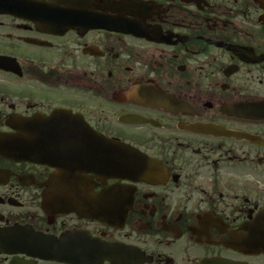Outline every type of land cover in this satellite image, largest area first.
Segmentation results:
<instances>
[{
	"label": "flooded vegetation",
	"instance_id": "obj_1",
	"mask_svg": "<svg viewBox=\"0 0 264 264\" xmlns=\"http://www.w3.org/2000/svg\"><path fill=\"white\" fill-rule=\"evenodd\" d=\"M0 264H264V0H0Z\"/></svg>",
	"mask_w": 264,
	"mask_h": 264
},
{
	"label": "water",
	"instance_id": "obj_2",
	"mask_svg": "<svg viewBox=\"0 0 264 264\" xmlns=\"http://www.w3.org/2000/svg\"><path fill=\"white\" fill-rule=\"evenodd\" d=\"M104 143L103 142H100V146H102ZM116 145V152L118 153V154H120L119 156V159H122L123 158V156H124V154L127 152L126 151V149L123 147V146H119L118 144H115Z\"/></svg>",
	"mask_w": 264,
	"mask_h": 264
}]
</instances>
